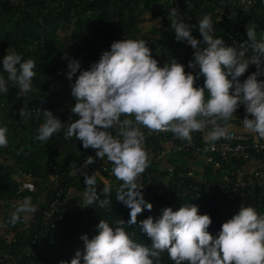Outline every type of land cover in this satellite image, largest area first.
<instances>
[{
    "label": "clouds",
    "instance_id": "9594fccd",
    "mask_svg": "<svg viewBox=\"0 0 264 264\" xmlns=\"http://www.w3.org/2000/svg\"><path fill=\"white\" fill-rule=\"evenodd\" d=\"M171 16L175 39L194 49L187 67L195 72H186L185 65L174 59L160 66L145 40L124 38L113 41L110 50L102 51L88 69H82L78 59L65 53L66 76L70 81L76 77L71 85L76 103L70 111L78 119L65 123L52 111L38 109L43 123L35 139L44 143L63 131L65 139L75 137L84 149L95 150V158L111 162L112 175L122 182L115 199L130 209L127 225H137L152 241L151 246L136 242L122 219L114 225L101 219L96 235L81 236L83 252L77 250L70 262L61 264H81V259L83 264H160V254L165 251L173 264H264V213L252 206L241 205L222 223L216 236L208 231L210 215L200 214L199 207L192 203L176 210L166 207L156 218L137 219L142 211L153 208L138 183L151 163L143 147L142 128L150 133L171 131L188 142L193 132L208 129L203 138L214 150L215 142L227 137L229 121L243 105L248 114L242 120L243 128L264 139V79H258L264 76V34L258 39L256 26L249 24L248 40L234 47L214 35L210 14L196 24L185 22L177 9ZM194 28L202 39L193 36ZM0 65V93H6L11 82L20 97H27L32 90L35 61L22 60L9 48ZM251 65L256 70L241 80ZM201 76L203 86H196ZM19 114H28L27 104ZM7 132L6 126H0V148L9 143ZM95 158L87 156L79 167L86 185L82 195L86 206L103 208L109 203L101 199L110 193L109 184L105 182L100 189L101 196L97 191L98 172L89 175L84 171ZM36 210L31 197H24L14 205L9 223L15 225L22 215L27 217Z\"/></svg>",
    "mask_w": 264,
    "mask_h": 264
},
{
    "label": "trees",
    "instance_id": "16d2710c",
    "mask_svg": "<svg viewBox=\"0 0 264 264\" xmlns=\"http://www.w3.org/2000/svg\"><path fill=\"white\" fill-rule=\"evenodd\" d=\"M177 1L182 3L181 9L177 10L179 15L191 24H196L197 17L209 10L207 0H0V59L10 48L20 54L22 60L35 61L32 90L27 97H20L18 88L11 82L7 83L8 91L0 93V126L7 127L9 140L5 148H0V201L16 196L18 184L25 179L19 172L39 175L50 170L53 165L67 170L83 165L87 156L95 158V150L84 149L82 142L76 141L75 137L65 139L63 131L44 143L35 139L43 123L38 109L52 111L65 123L79 118L70 111L71 106L76 103L71 95V85L76 77L70 81L66 76L67 61L63 59L65 53L70 58L78 59L82 69H88L98 61L102 51L110 50L113 41L124 38L143 39L160 66L171 63L173 59L184 64L191 51L184 43L175 39L174 30L171 29V13ZM187 1L188 5L185 4ZM148 15L150 20H146ZM246 17L254 21H250L251 24L257 23L256 32L264 34V20L260 23L258 12H252ZM154 20L159 21L147 30L145 25ZM232 26V23H222L215 25V30L232 29ZM195 30L197 29L194 28L193 32ZM84 42L92 44L87 52L80 50ZM4 75L6 78V73ZM25 104L28 114L21 117L19 109ZM66 105L69 109H64L61 114L56 112ZM123 118L122 116L121 119ZM141 130L144 132L143 128ZM179 158L175 156L171 159L173 162L170 166L175 167L176 173L189 169L184 162L178 164ZM163 163H151L138 179V183L144 187L142 191L145 200L153 205L150 211L144 210L138 215V221L149 216L156 218L166 207L176 210L180 205L192 203L199 207L200 214L210 215L212 224L208 231L216 236L222 223L228 220L221 213L222 200L213 196L209 199L200 198L195 193L170 199L156 196L162 178L167 174ZM147 174L151 175V183ZM205 174L206 179L212 181L214 172L210 166L205 168ZM115 180L118 182V189L122 182L116 178ZM75 187L82 189L86 185L81 181L75 183ZM117 189H111L104 196L103 199H107L109 203L103 208L91 209L85 219L77 217L68 222L61 238L62 245L53 249L39 241L41 251L35 250L37 256L25 258L22 264L70 262L77 250L83 252L81 236L87 234L92 238L96 235V225L101 219L112 225L120 219L124 220L125 227L129 228L126 231L131 234L132 239L151 246V239L137 225H127L130 209L115 199ZM3 213L0 206V220ZM10 215L11 213L8 217ZM3 221L6 223L5 219ZM79 221V228H75ZM9 224L13 229L18 226V222L15 225ZM160 264H173L166 251L160 254Z\"/></svg>",
    "mask_w": 264,
    "mask_h": 264
},
{
    "label": "built area",
    "instance_id": "2783aa9c",
    "mask_svg": "<svg viewBox=\"0 0 264 264\" xmlns=\"http://www.w3.org/2000/svg\"><path fill=\"white\" fill-rule=\"evenodd\" d=\"M260 3V0H207L208 12L197 18L199 20L210 14L214 28L218 24L232 23V29L215 30L214 35L223 38L227 45L238 47L248 40L246 28L251 24L250 21L254 23L246 16L258 12L260 23L264 20V4ZM185 4L188 5L189 2ZM174 5L177 10L182 7L179 1ZM261 34L263 32H257L258 39ZM193 36L202 39L198 29L193 32ZM182 43L191 51V55L183 64L185 71L195 72L196 70L187 67L193 58L194 49L186 42ZM158 59H161V56H158ZM255 70V65H251L240 79H245ZM258 79H264V76ZM203 82L204 78L201 76L196 81V86H203ZM205 95L207 97V93ZM66 108L69 109V106L66 105L56 112L61 114ZM246 115L248 114L242 105L229 121L231 128L227 137L217 140L214 150L203 138L208 129L204 132H193L192 140L188 142L175 137L171 131L150 133L148 129L143 128V147L151 163L173 162L171 159L175 156L180 157L177 162H203L201 169L189 168L177 173L175 167H165L167 174L162 178V184L155 195L167 199L190 193L205 199L217 197L222 200L221 213L227 219L245 204L254 207L259 213H264V139L248 133L243 128L242 120ZM81 166L61 170L57 165H53L50 170L39 175L19 172L25 179L18 184L14 198L0 201L1 209L3 208L4 213H11L17 202L24 197H31L37 210L27 217L22 215L15 229L4 223V218L1 217L0 264H22L25 258L36 257L38 253H35V250L39 252L42 249L39 241L53 249L59 247L63 243L61 238L70 220L77 217L85 219L89 210L99 208L98 205L86 206L82 195L84 188L75 187V183L84 181L79 171ZM208 166L214 172L212 181L206 179L205 168ZM112 167V163L106 158H95V163L84 170L89 175L98 172L97 191L101 196L100 189L104 187L105 182L112 190L118 187V182L111 172ZM147 179L149 183L152 182L150 174H147ZM103 198L104 196L101 197ZM79 226L80 221L74 227Z\"/></svg>",
    "mask_w": 264,
    "mask_h": 264
},
{
    "label": "rangeland",
    "instance_id": "374dc122",
    "mask_svg": "<svg viewBox=\"0 0 264 264\" xmlns=\"http://www.w3.org/2000/svg\"><path fill=\"white\" fill-rule=\"evenodd\" d=\"M146 20H150V15H148V16L146 17ZM158 21H159V20H154V21H151V22L149 21V22L147 23V25H145L146 29H147V30L150 29L152 26L156 25V24L158 23ZM84 45H85V46H84ZM91 47H92V44H91V43H89V44H88V43L85 44V42H84L83 45L80 47V50H81L82 52H87ZM8 215H9L8 212L3 213L2 218L5 219L6 224L10 225V224H9V217H8Z\"/></svg>",
    "mask_w": 264,
    "mask_h": 264
},
{
    "label": "crops",
    "instance_id": "0c3cea01",
    "mask_svg": "<svg viewBox=\"0 0 264 264\" xmlns=\"http://www.w3.org/2000/svg\"><path fill=\"white\" fill-rule=\"evenodd\" d=\"M186 166L189 168H195V169H201L203 166V162H184ZM164 167H169L171 165V162H164ZM178 164H182L181 162H178Z\"/></svg>",
    "mask_w": 264,
    "mask_h": 264
}]
</instances>
